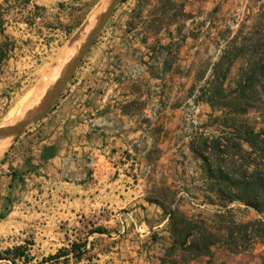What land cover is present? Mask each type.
<instances>
[{"label": "rangeland", "instance_id": "1", "mask_svg": "<svg viewBox=\"0 0 264 264\" xmlns=\"http://www.w3.org/2000/svg\"><path fill=\"white\" fill-rule=\"evenodd\" d=\"M55 1L57 8L52 5L44 13L27 11L25 3L0 0V133L15 134L11 144L20 132L57 104L77 69L81 67L77 77L85 78L91 72L88 65L98 66L102 55L126 49L120 37L125 38L129 31L133 0L120 4L107 16L117 1L114 0L104 16L102 30L93 37L78 65L66 76L68 69L55 84L47 96L46 107L38 108L22 122L4 126L23 99L41 88L64 47L95 27L112 0ZM187 12L191 14L184 28L187 39L176 37L171 41L164 37L161 43L175 44L172 54H179L176 64L154 42L151 53L142 49L145 61L137 68V77L141 74L144 78V99L128 112L137 115L136 126L143 132L126 145L130 150L136 146L137 154L133 158L125 155L111 158L101 178L102 197L88 212L75 205L65 215L53 203L25 206L30 213L13 224V233L0 236V258H5L7 250L21 248L20 253L26 254V259L19 264H162L161 240H169V221L163 220V211L157 204L169 202L173 197L184 221L204 224L210 230L217 229L218 216L222 215L246 222L260 220L244 205L222 209L208 203L209 182L198 155L217 153L205 144L206 140L212 142L234 133V124L264 129V86L237 85L240 74L247 73L253 62L264 59V49L255 47V41L264 33L256 36L253 29L256 17L264 12V0L191 2ZM52 24H56V33L46 27ZM83 25L82 32L73 38ZM176 29L173 27L172 31ZM230 61L234 62L229 66ZM219 63H224L221 68ZM216 71L229 73L225 91L219 95H214L215 86L209 84ZM209 90L216 98L215 103H196L202 92ZM130 127L133 125H126ZM13 129L16 131L11 132ZM229 151L236 153L235 149ZM97 230L106 233L100 235ZM74 244L86 245L81 261L73 254L65 256ZM213 252V258L204 257L200 264H264V246L259 244L249 254L234 255L220 246ZM56 255L61 259L51 262Z\"/></svg>", "mask_w": 264, "mask_h": 264}, {"label": "crops", "instance_id": "2", "mask_svg": "<svg viewBox=\"0 0 264 264\" xmlns=\"http://www.w3.org/2000/svg\"><path fill=\"white\" fill-rule=\"evenodd\" d=\"M12 1L25 3L29 12L46 13L52 5L57 8L55 0ZM24 23L33 27L29 22ZM46 27L57 32L56 24ZM120 41L126 49L102 55L98 66L88 65L91 72L87 77L78 78L81 67L77 69L57 104L20 132L1 158L0 236L13 233V224L30 213L25 206L53 203L60 206L65 215L75 205L80 206L82 212H88L102 197L101 178L111 158L137 154L136 146L130 150L126 145L143 131L136 126L137 115L128 110L144 99V78L141 74L137 77V68L145 61L142 49L153 51L152 41L146 46L127 34L125 38L120 37ZM127 124L133 127L128 129ZM2 262L13 264L9 260H0Z\"/></svg>", "mask_w": 264, "mask_h": 264}, {"label": "trees", "instance_id": "3", "mask_svg": "<svg viewBox=\"0 0 264 264\" xmlns=\"http://www.w3.org/2000/svg\"><path fill=\"white\" fill-rule=\"evenodd\" d=\"M127 1L119 0L116 8ZM206 1L208 0H133L134 9L130 22H128L129 31L126 34L132 36L133 39L140 40L146 46L150 41L154 42L155 46L157 45L164 53L166 52V55L176 64L179 54L174 56L172 54L175 44L164 46L161 43L164 37H168L171 41L176 37L187 39L184 28L191 15L187 12L188 6L191 2ZM145 13L149 16L144 17ZM256 22L253 29L257 36L260 32L264 33V12L256 17ZM173 27L177 28L176 31H172ZM67 35L70 36L71 32ZM263 37L264 34L255 41L257 49H264V46H261V42L264 41ZM157 55L161 54L157 53ZM233 62L230 61L229 66ZM223 64L219 63L218 68H221ZM228 77V71L214 73L213 82L209 83L210 86L211 84L215 86L214 95L225 91ZM237 85L264 86V59L253 62L252 68L247 73L240 74ZM212 93V90L202 92L196 103L206 102L213 105L216 98ZM222 127L227 129L226 126ZM233 127L234 133L227 136L224 134L222 138H214L212 142L210 139L206 140L205 144H209V148L212 146L217 153L198 155L204 163V175L209 182L208 203L213 206L218 205L222 209H228L233 204L244 205L247 209L253 210L260 220L246 222L222 215L218 216L220 221L217 229L210 230L204 224L198 222L189 224L184 221L180 217L181 213L177 208L178 202L175 197L169 202H160L157 205L163 211V218L169 221V240H161L164 244L162 264H200L204 257L213 258L215 255L213 249L219 246L234 255L249 254L258 244L264 246V129L257 130L244 123L234 124ZM229 148L235 149L236 153H231ZM227 214H231V211ZM96 233L104 235L106 232L97 230ZM152 241H156L155 238H152ZM83 248H86V245L74 244L65 256L73 254L77 257V261H81L84 255ZM21 250V248L9 250L5 253V258H0V260H9L17 264L18 259H26V254L20 253ZM59 257L56 255L51 259Z\"/></svg>", "mask_w": 264, "mask_h": 264}, {"label": "bare ground", "instance_id": "4", "mask_svg": "<svg viewBox=\"0 0 264 264\" xmlns=\"http://www.w3.org/2000/svg\"><path fill=\"white\" fill-rule=\"evenodd\" d=\"M113 1L114 0H112L110 2L109 7L107 6L108 7L107 10L106 9H105L106 11L104 10L105 12L102 16V19L99 18L97 25L95 27L89 28L83 37H80V38L68 43L64 47L59 59L54 63L53 69H51V71L49 70L48 74L46 73L47 78H46V81L44 80L45 81V82H43L44 84L42 83L41 88L38 89L36 92H32V94L30 93L25 99H23L22 103L12 113L9 114L4 126L16 123V122L23 120V119H27L38 108H41L43 105H45V103L47 101V96L50 93V91L53 89L55 84L59 83V80L62 78V76L64 75V73L68 69L69 70H68L66 76L70 73V71L75 66L79 56L85 50L91 34L102 23L104 16H105L106 12L108 11V9L110 8ZM82 30L80 32H82ZM43 101H44V104H42ZM20 122H22V121H20ZM14 136H15V134L0 136V159L3 157V155L7 151L8 147L10 146L11 142L15 138Z\"/></svg>", "mask_w": 264, "mask_h": 264}, {"label": "water", "instance_id": "5", "mask_svg": "<svg viewBox=\"0 0 264 264\" xmlns=\"http://www.w3.org/2000/svg\"><path fill=\"white\" fill-rule=\"evenodd\" d=\"M119 0H117L112 6H111V8L109 9V11H108V13H107V16L108 15H110L113 11H114V9L116 8V4H117V2H118ZM86 24V23H85ZM103 25H104V19H103V21H102V23L99 25V27L91 34V36H90V38H89V41H88V44H87V46H86V48H85V50L82 52V54L79 56V58H78V60H77V62H76V66L78 65V63H79V61H80V58L82 57V55H84L85 53H86V51H87V49L89 48V46L91 45V41H92V39H93V37L99 32V30L103 27ZM84 26L85 25H83V27H81L78 31H77V33L74 35V37L73 38H75L79 33H80V31L84 28ZM45 107H46V105H45ZM44 107V108H45ZM43 108V109H44ZM45 111V110H44ZM45 113V112H44ZM43 115L44 114H41L35 121H37V120H39V119H41L42 117H43ZM14 131H16V130H12L11 132H14ZM6 134H4V133H0V136H5Z\"/></svg>", "mask_w": 264, "mask_h": 264}]
</instances>
